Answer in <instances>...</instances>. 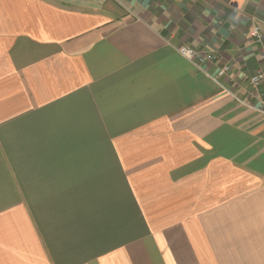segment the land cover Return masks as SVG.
Listing matches in <instances>:
<instances>
[{
    "label": "crops",
    "instance_id": "0c3cea01",
    "mask_svg": "<svg viewBox=\"0 0 264 264\" xmlns=\"http://www.w3.org/2000/svg\"><path fill=\"white\" fill-rule=\"evenodd\" d=\"M262 45L264 0H0V264H264Z\"/></svg>",
    "mask_w": 264,
    "mask_h": 264
},
{
    "label": "built area",
    "instance_id": "2783aa9c",
    "mask_svg": "<svg viewBox=\"0 0 264 264\" xmlns=\"http://www.w3.org/2000/svg\"><path fill=\"white\" fill-rule=\"evenodd\" d=\"M250 35L252 37H256L259 42L263 41L261 27L259 24L254 25V28L250 32ZM179 52L183 56L191 60H194L197 58H202L206 60H214L216 58V55L212 52L203 53L202 55L199 51H197L196 49L188 45H181L179 47ZM261 56H262V59L264 60V45H262ZM227 70H228V67H224L219 71L218 74L223 75ZM245 80L247 81V83L249 84L252 90L254 91L257 89L259 90L260 86L264 85V68H260L255 73L246 76ZM251 94L255 97L256 102L254 104H249V106L264 116V91H261L257 94H255V92H251Z\"/></svg>",
    "mask_w": 264,
    "mask_h": 264
}]
</instances>
